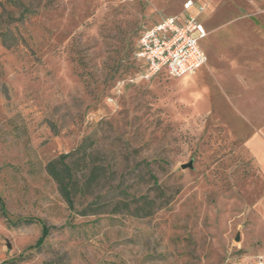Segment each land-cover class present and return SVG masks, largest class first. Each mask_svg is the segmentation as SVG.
Wrapping results in <instances>:
<instances>
[{
    "label": "rangeland",
    "instance_id": "1",
    "mask_svg": "<svg viewBox=\"0 0 264 264\" xmlns=\"http://www.w3.org/2000/svg\"><path fill=\"white\" fill-rule=\"evenodd\" d=\"M184 1L0 0V264H264L243 116L199 77L137 79L141 33ZM202 1L207 37L264 24L259 0ZM226 37L199 42L210 63ZM63 155L74 209L47 170Z\"/></svg>",
    "mask_w": 264,
    "mask_h": 264
},
{
    "label": "crops",
    "instance_id": "2",
    "mask_svg": "<svg viewBox=\"0 0 264 264\" xmlns=\"http://www.w3.org/2000/svg\"><path fill=\"white\" fill-rule=\"evenodd\" d=\"M194 1L207 5L206 12L200 17L206 29L211 6L202 0ZM259 4L263 6L261 9L264 14V0H259ZM210 22L213 21L209 20V26ZM259 25L255 30L235 24L210 27L209 36L203 39L212 38L216 33L227 36L225 38L227 41L225 39L223 41L225 44L223 49L227 50L224 65L221 67L210 63L207 52L203 50L207 56V62L193 74L182 76V79L192 82V79L201 78V81L196 84L198 88L205 91V94H210L209 107L214 108L217 100V105L222 102L221 105L226 114L231 117L243 116L244 124L238 129L245 134L244 146L264 179V24L260 22ZM249 51L253 52L252 55L248 54ZM205 68L209 70L206 77L203 75ZM211 94H218L216 98L222 94L220 102L219 98L214 100Z\"/></svg>",
    "mask_w": 264,
    "mask_h": 264
},
{
    "label": "built area",
    "instance_id": "3",
    "mask_svg": "<svg viewBox=\"0 0 264 264\" xmlns=\"http://www.w3.org/2000/svg\"><path fill=\"white\" fill-rule=\"evenodd\" d=\"M182 13L166 16L142 32L135 52L141 62L137 79L151 80L166 72L173 77L193 74L207 62L199 42L207 36L201 15L207 10L205 3L187 0ZM134 79L118 80L121 89Z\"/></svg>",
    "mask_w": 264,
    "mask_h": 264
},
{
    "label": "trees",
    "instance_id": "4",
    "mask_svg": "<svg viewBox=\"0 0 264 264\" xmlns=\"http://www.w3.org/2000/svg\"><path fill=\"white\" fill-rule=\"evenodd\" d=\"M145 31V30H144ZM142 34V33H141ZM67 155H63L58 161H50L47 165L48 173L58 184V189L63 198L67 202L70 209H74V200L72 193L73 170L72 167L65 162ZM83 214H86L84 212ZM49 234V227L43 225V236L41 240Z\"/></svg>",
    "mask_w": 264,
    "mask_h": 264
},
{
    "label": "water",
    "instance_id": "5",
    "mask_svg": "<svg viewBox=\"0 0 264 264\" xmlns=\"http://www.w3.org/2000/svg\"><path fill=\"white\" fill-rule=\"evenodd\" d=\"M192 166H193V163L192 162H190L188 164H183V168L192 167Z\"/></svg>",
    "mask_w": 264,
    "mask_h": 264
}]
</instances>
